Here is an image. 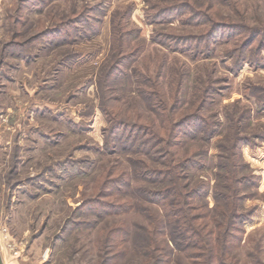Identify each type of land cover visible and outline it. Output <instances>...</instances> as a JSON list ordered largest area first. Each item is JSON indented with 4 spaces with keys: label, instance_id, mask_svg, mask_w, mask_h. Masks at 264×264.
I'll use <instances>...</instances> for the list:
<instances>
[{
    "label": "rangeland",
    "instance_id": "374dc122",
    "mask_svg": "<svg viewBox=\"0 0 264 264\" xmlns=\"http://www.w3.org/2000/svg\"><path fill=\"white\" fill-rule=\"evenodd\" d=\"M168 1L0 0L4 264L145 263L143 238L149 224L145 208L152 204L138 191L146 183L135 175L142 169L138 155L125 142L107 136L105 111L119 120L160 127L162 119L151 108L155 95L176 104L183 115L199 111L220 121L209 145L200 144L206 147L209 168L194 172V178L211 177L221 140L230 145L240 135L254 141L241 146L242 167H250L256 176L251 197L243 201L249 219L227 261L214 258L210 263L264 264V109L257 110L251 91L255 86L264 90V67L236 68L237 37L218 45L211 56L199 58L159 43L153 38L158 31L186 35L205 29L179 21L170 26L149 24L145 9ZM190 1L201 2L209 11V0ZM213 2V12L224 18L246 20L249 26L264 23V0ZM124 54L131 57L128 75L104 78L106 69ZM123 171L129 174V183L122 178L115 191L109 180ZM104 192L114 194L103 197ZM207 198L211 207V193ZM99 200L118 206L127 205V200L136 208L114 213L113 208L100 209L94 203ZM3 227L21 249L16 256L5 247ZM220 246L221 242L218 251ZM163 252L165 264L205 261L181 250Z\"/></svg>",
    "mask_w": 264,
    "mask_h": 264
},
{
    "label": "trees",
    "instance_id": "16d2710c",
    "mask_svg": "<svg viewBox=\"0 0 264 264\" xmlns=\"http://www.w3.org/2000/svg\"><path fill=\"white\" fill-rule=\"evenodd\" d=\"M168 2L149 5L145 9V20L152 26H170L179 21L205 29L186 35L158 31L153 38L159 43L166 44L172 51L188 54L190 58H199L211 56L218 45L237 37L240 47L234 52L236 68H242L245 64L264 67V56L261 55L264 51V23L249 26L246 20L235 22L230 16V19L224 18L213 12V0H209L206 6L209 11L202 9L198 1L199 5H194L190 0ZM130 58V55L124 54L111 69H106L104 78L127 76ZM251 91L258 101L257 110H263L264 90L255 86ZM200 106L202 101L198 109ZM151 108L162 119L160 127L131 119L119 120L105 111L107 136L117 143L125 142L138 155L142 169L135 171V175L146 182L138 191L143 199L152 204L145 208L148 210L149 224L143 238V262L167 263L163 250L168 248L172 252L181 250L189 258L196 254L202 261L205 260L202 264H211L214 258L225 263L232 244L241 240L243 225L249 219L243 201L251 197L252 189L256 187V176L250 167H242L245 163L242 162L241 146L252 145L254 141L240 135H235L230 145H225L221 140L211 177L194 178V172L209 168L206 147L200 144L209 145L218 132L220 121L210 120L199 111L183 115L176 104L169 105L156 95L151 99ZM180 115L183 116L177 118ZM197 141L199 144L195 148ZM130 160L136 162L134 158ZM122 178L127 180L126 184L129 183L127 171L109 180L113 190H120L116 185L122 182ZM105 192L103 197L114 194ZM210 193L213 198L211 207L207 198ZM125 202L128 204L123 206L116 205L115 201L106 203L99 200L94 203L100 209L113 208L116 210L114 213L119 212L117 209L120 208H136L127 200ZM153 204L158 207H153ZM157 208H160L161 215ZM116 231L113 230L118 236ZM158 236H161V240ZM220 242L219 252L216 246ZM0 264H3L1 258Z\"/></svg>",
    "mask_w": 264,
    "mask_h": 264
},
{
    "label": "built area",
    "instance_id": "2783aa9c",
    "mask_svg": "<svg viewBox=\"0 0 264 264\" xmlns=\"http://www.w3.org/2000/svg\"><path fill=\"white\" fill-rule=\"evenodd\" d=\"M1 232H2L3 238L5 239V247H6V249L10 251L11 255H15V256L18 255L21 249L9 237L8 229L6 227H3L1 229Z\"/></svg>",
    "mask_w": 264,
    "mask_h": 264
},
{
    "label": "crops",
    "instance_id": "0c3cea01",
    "mask_svg": "<svg viewBox=\"0 0 264 264\" xmlns=\"http://www.w3.org/2000/svg\"><path fill=\"white\" fill-rule=\"evenodd\" d=\"M0 258H1V256H0ZM1 261H2V263H3V259H1ZM4 264V263H3Z\"/></svg>",
    "mask_w": 264,
    "mask_h": 264
}]
</instances>
